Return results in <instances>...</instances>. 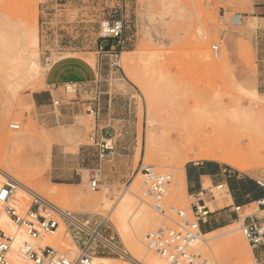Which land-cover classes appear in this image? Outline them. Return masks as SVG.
I'll return each instance as SVG.
<instances>
[{"label": "rangeland", "instance_id": "1", "mask_svg": "<svg viewBox=\"0 0 264 264\" xmlns=\"http://www.w3.org/2000/svg\"><path fill=\"white\" fill-rule=\"evenodd\" d=\"M251 5L252 0H0V157H17L23 170L12 173L33 188L67 191L70 198L61 203L68 210L107 213L121 194L129 193L140 172L146 174L144 165L152 173H170V166L182 165L188 152L194 158L201 147L213 145L217 154L252 166L217 162L264 181V90L254 92L256 59L247 44L252 43L242 35L243 24H233L238 16L245 19ZM117 16L126 21V46L117 58L101 55L97 44L100 39L110 42L103 38L110 32L106 24L111 27ZM233 29L239 30V37L232 35ZM33 60L38 69L31 71ZM99 65L103 90L121 100L111 126L114 137L107 138L109 149L101 140L106 129L95 135L104 121L87 111L95 96L92 87L66 91L62 84L91 80ZM52 80L60 83L54 96L63 104L54 108L50 101L47 106L33 102V95L44 94ZM103 111L102 116L109 110ZM12 123L20 128H12ZM8 131L21 135L23 142L12 145L5 137ZM192 143L196 146L189 151ZM201 160L207 159L194 161ZM94 176L101 180L97 190L90 189ZM166 188L164 195L172 193V187ZM207 189L212 193L206 199L215 200V208L228 205L219 204L223 188ZM181 191L174 189L177 198L162 215L148 207L163 222L150 229L146 225V240L152 231L178 228V209L193 218L195 198ZM141 194L160 207L155 198ZM225 210L209 213L205 224L213 229L229 224L208 234L220 264H256L241 222L228 218L231 211ZM200 234L197 241L202 244L207 233ZM238 237L244 246L237 244ZM70 239L66 236L61 247L55 241L48 244L72 255ZM202 251L213 256L206 248Z\"/></svg>", "mask_w": 264, "mask_h": 264}, {"label": "built area", "instance_id": "2", "mask_svg": "<svg viewBox=\"0 0 264 264\" xmlns=\"http://www.w3.org/2000/svg\"><path fill=\"white\" fill-rule=\"evenodd\" d=\"M238 17H236L237 20ZM110 32L103 37L111 38L115 43L107 48L104 43H100L98 53L110 57H118L126 46V21L120 17L111 22ZM215 52L219 51L217 45H213ZM113 69L110 75H113ZM112 79V78H111ZM103 77L97 76L94 81L86 83H65L63 84L66 91L74 88L75 91L81 88L92 87L95 96L87 106V111L93 113L96 118L100 115V102L103 95L112 96L113 92H105L103 90ZM52 106L59 107L63 104L62 98L52 97ZM14 129L20 128V124L12 123ZM114 130L109 126L103 133L102 146L109 149L108 137H114ZM94 138V137H93ZM99 144V143H97ZM146 174H151L149 166H143ZM169 176L162 174L155 178V193H163V189L167 187ZM101 180L96 176L90 182V189L97 190L100 187ZM259 185L264 186V182L257 181ZM217 188H223L224 184L216 185ZM16 192V181L11 176H6L0 185V220L2 211L7 212L8 216L18 225L25 228L33 239H39L42 233L53 234L60 226L61 221L66 223L71 234L79 243L81 250L79 254L70 256L52 244L36 245L29 241H25L21 250L17 253L23 260L30 261L32 264H92L93 255H111L122 260H127L130 264H147L145 261L138 259L127 250L121 240L116 227L111 221L102 217L100 220L81 218L74 213L63 210L48 200L41 197H33L30 208L27 212L22 213L14 206L10 205V201L14 198ZM212 193L207 188L202 189L192 195L195 200L191 203L193 218L187 216V212L177 210L180 221L177 222L178 228L169 229L164 233L152 231L148 235L149 247L159 254L165 256L171 264H202L204 259L195 251L194 245L198 240V235L203 231V226L208 222L207 216L209 208H206L205 193ZM213 196V194H212ZM201 204V205H200ZM255 209L245 208L242 205H233L232 211L236 214V220L241 222V229L245 238L251 247L264 245V198L259 199L255 203ZM174 210H176L174 208ZM13 236L4 228L0 227V264H15L10 256L12 249ZM256 264H259L256 261Z\"/></svg>", "mask_w": 264, "mask_h": 264}, {"label": "bare ground", "instance_id": "3", "mask_svg": "<svg viewBox=\"0 0 264 264\" xmlns=\"http://www.w3.org/2000/svg\"><path fill=\"white\" fill-rule=\"evenodd\" d=\"M235 21L238 20L235 19ZM106 25L108 30H110L108 24ZM247 44L249 48L253 49V46L252 44H250V42ZM23 52L24 51H21L20 53L21 56L23 55ZM37 69H38V63L35 60H33L32 66H30V70L33 71ZM255 91H257V88L254 87V92ZM5 137L6 140L12 143V145H16V146H18L24 140V138L21 135H16L11 131H8ZM47 140H49V138H47ZM194 146H196L194 143L189 145V151ZM189 154L190 153L188 152V154L183 158L182 165L170 166L173 169V171H171L170 173H167L166 171L165 174V171H160V172H153L147 175L143 172H140V177L134 179L131 187L128 189L129 193L121 194V196L117 200V203L111 208H109L107 213H104L99 210H94V211H87V210L83 211V210H74V209L68 210L67 209L68 207H65L67 204L61 203L62 201H66L70 198V195L68 194L67 191L56 190L54 187L49 188L47 191L38 190L30 186L26 181H24L19 176H16L14 173H12V171L20 173L23 170V164L19 162L17 157H13L14 155L13 156L7 155L6 160L0 157V185L2 181L5 180L6 176H11L16 181V192L14 198H12L10 201V205L16 207L20 212L21 210L25 211V209L30 208L32 202L29 199L32 196V197L44 198L49 202H51L52 204H54L55 206L63 210L69 211L70 213H74L76 215L78 213H87V214H95V215L103 216L105 219L111 221L115 225L116 230L119 233L124 244L132 252V256L142 260L145 259L147 261L146 262L147 264H171L170 261L165 258V256L152 250L148 245V241L146 240L147 238V230H146L147 228H145L146 225L147 224L150 225L148 227L150 229V227L154 228L157 222L160 221L163 222V220H160L162 218L159 216L160 217L159 219L157 213L152 212L150 209H148V207L156 209L159 215H162L165 212L166 208H168L170 204L175 202L177 198V194L172 195L174 189L177 188L179 191L182 190L181 193L187 192L185 165L189 161H194L197 160L198 158L200 159L204 158L211 160H222L226 163H229L231 165H234L242 169L252 166L251 164H245L243 161L237 160L234 156L217 154L214 145L209 148L201 147L200 151L197 154H195L194 158H191ZM150 169L152 170L151 167ZM162 174H165L170 178L168 182V186L172 187L173 189L171 191L172 193H170L169 195H164V193L167 191V188H164L163 193L161 194L155 193L153 191L154 187L156 186V184L154 183L155 178ZM143 176H145V179H143L144 178ZM141 191L147 194L150 198L151 197L155 198L158 202V205L160 203V207H158L152 199L143 197ZM225 192L228 199H230V193L228 192L227 187H225ZM32 197L31 199H33ZM137 199L139 200V202H137ZM57 203H60L61 206L58 205ZM163 224H167V223H163ZM0 227L4 228L7 232H9L13 236L10 256L13 258L15 264H32V262L23 260L20 256L17 255V253L21 250V247L25 241H29L36 245L39 244L44 245V244H48L49 242L55 241L61 247L65 243L66 236H69L71 238L70 240L72 241L70 247L72 255L70 254V256L73 257V253H75L76 250H81L79 243L75 240L68 226L63 221H61L58 230H56L53 234L42 233L39 239H33L25 230V228H23L22 226H18L8 216L7 212L3 210L2 218L0 220ZM230 230L232 231L234 229L232 228ZM208 234L209 233H207V235L203 234L205 238L203 239L202 244H199L198 241L195 242L194 249L197 253L201 254L206 259L211 260V262L215 264H220L219 259L216 256L217 249L214 245L210 243L212 236H208ZM236 241L239 246L240 245L244 246L243 241L239 237L236 239ZM203 248H206L209 252L212 253L213 256L204 253V251H202ZM251 256L253 258V254ZM118 259L121 260L122 262H127L126 264H130V262L127 260H122L118 257H114L111 255H100V254L93 255L92 264H115L113 261ZM201 262L202 264H207V262L203 260Z\"/></svg>", "mask_w": 264, "mask_h": 264}, {"label": "crops", "instance_id": "4", "mask_svg": "<svg viewBox=\"0 0 264 264\" xmlns=\"http://www.w3.org/2000/svg\"><path fill=\"white\" fill-rule=\"evenodd\" d=\"M117 18L120 17L117 16L113 18L111 22ZM238 19H239L238 21H235V19H233V24H243L242 29L244 32L242 35L245 38L251 40L253 46V58L256 59V66H257L256 88L260 93L261 90H264V0H252V5L250 6L249 11L246 13L245 19L242 20L241 16H239ZM238 31L239 30L233 29L232 35L234 37H239V34H237ZM103 38H108V37H103ZM105 40L106 39H100L97 46L100 43H104L107 48H110V46H112L115 43L113 39H111L109 43L105 42ZM231 45H233L232 42ZM87 62L92 64L89 60ZM102 75H103V71L101 66L99 65L97 71L94 73V78H92L91 80L84 81V79H80V80L70 79L67 81H63L62 84L92 82L95 80L97 76H102ZM57 84L60 83L52 80L51 83H48L49 88L44 92V94H41V92H39V94L33 95L32 97L33 102L39 104L40 106L49 105L48 102L49 101L51 102L52 97H55L54 91H58V86H60V85L57 86ZM120 103L121 100L117 94H112V96L110 97L108 94L102 96L100 102V115L96 119L98 120V122L104 121L105 126L101 128V124H99V128L97 130L98 134H95L96 137L97 135L100 136V134L103 132L104 129H107L109 128V126L110 127L112 126L113 121L116 120V118H114L116 114L115 109L118 107ZM124 105L126 107L127 100H125ZM105 109H108L109 111L106 113V115L102 116L103 114H105L103 113L104 112L103 110ZM126 110L127 107L124 113H126ZM120 120L126 121L125 119L122 118ZM108 140H111V137H108ZM217 161L220 160L207 159L201 161L188 162L185 166L186 190L188 195L192 196L197 192L201 191L202 189L207 188L208 185L217 188L216 185L223 183L224 184L223 192L224 194L226 193L225 187H227L228 192L230 193V199H228L227 195L225 194L226 196L224 195L223 197L224 199L219 198V204L223 202L228 205H226L225 207L217 206L215 208L213 205V201L215 200L209 201L206 199V197L209 196V192H207L205 193L204 196L206 208H209V213L211 214L216 213V211H219L218 213H221L223 209H226L225 211H231L230 214L227 215V217L236 219V214L232 211L233 205H242L245 208H249V207H253L259 199L264 198V186L259 185L257 182L258 180H261L260 177L262 176L257 177L247 172L237 171L225 165L227 163L222 164L220 163L222 161L220 162ZM211 225H212L211 223L204 225L205 233H212L219 231L225 228L226 226H228L229 224H226L224 226L215 229H213ZM251 248L255 260L259 264H264V245H257Z\"/></svg>", "mask_w": 264, "mask_h": 264}, {"label": "trees", "instance_id": "5", "mask_svg": "<svg viewBox=\"0 0 264 264\" xmlns=\"http://www.w3.org/2000/svg\"><path fill=\"white\" fill-rule=\"evenodd\" d=\"M202 229H203V231H204V229H205V226H203V228H202Z\"/></svg>", "mask_w": 264, "mask_h": 264}]
</instances>
